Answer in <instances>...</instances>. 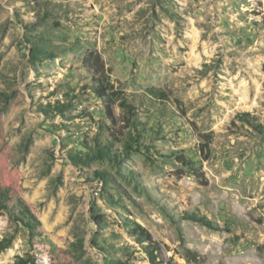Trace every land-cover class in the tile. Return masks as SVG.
I'll use <instances>...</instances> for the list:
<instances>
[{"label":"rangeland","instance_id":"374dc122","mask_svg":"<svg viewBox=\"0 0 264 264\" xmlns=\"http://www.w3.org/2000/svg\"><path fill=\"white\" fill-rule=\"evenodd\" d=\"M136 227L159 264H264V0H0V264H150Z\"/></svg>","mask_w":264,"mask_h":264},{"label":"trees","instance_id":"16d2710c","mask_svg":"<svg viewBox=\"0 0 264 264\" xmlns=\"http://www.w3.org/2000/svg\"><path fill=\"white\" fill-rule=\"evenodd\" d=\"M83 64L86 66L89 72L92 74V80L95 83L93 88V93L102 102L104 106L106 116L112 125H116L119 121V117L114 114V108L117 107L121 114L123 120L127 118L131 120L136 115V109L134 106L128 103L124 92L115 87L111 83L109 76V69L105 68L104 63L100 59L99 55L94 52H87L83 58ZM155 97L160 100H168V95L164 92H157ZM176 102V101H175ZM211 143V137L205 136L204 143L198 147V156L202 160H207L209 156V147ZM178 162L186 168H193V163L186 160L184 157H177ZM198 176L199 173L195 171ZM135 234L141 238L142 242L147 243L144 247L145 252L148 256V261L150 264H159L162 261L163 253L159 245L155 243L153 238L149 233L144 231L141 227H136ZM121 264V263H117Z\"/></svg>","mask_w":264,"mask_h":264}]
</instances>
